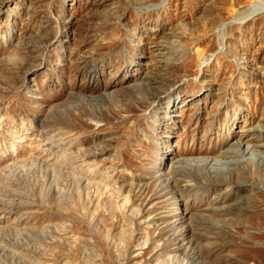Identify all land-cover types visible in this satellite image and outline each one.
<instances>
[{"label":"rangeland","instance_id":"obj_1","mask_svg":"<svg viewBox=\"0 0 264 264\" xmlns=\"http://www.w3.org/2000/svg\"><path fill=\"white\" fill-rule=\"evenodd\" d=\"M0 264H264V0H0Z\"/></svg>","mask_w":264,"mask_h":264},{"label":"bare ground","instance_id":"obj_2","mask_svg":"<svg viewBox=\"0 0 264 264\" xmlns=\"http://www.w3.org/2000/svg\"><path fill=\"white\" fill-rule=\"evenodd\" d=\"M256 7V6H255ZM258 7V6H257ZM257 9H259V8H257ZM255 11H257L255 8H253V6H251L250 7V9L248 10V14L249 15H251V14H253V13H257V12H255Z\"/></svg>","mask_w":264,"mask_h":264}]
</instances>
